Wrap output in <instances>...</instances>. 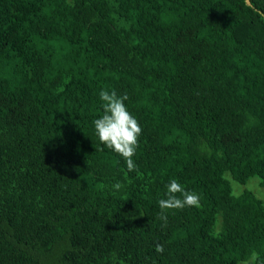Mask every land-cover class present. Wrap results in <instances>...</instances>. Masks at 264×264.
<instances>
[{
  "label": "trees",
  "instance_id": "trees-1",
  "mask_svg": "<svg viewBox=\"0 0 264 264\" xmlns=\"http://www.w3.org/2000/svg\"><path fill=\"white\" fill-rule=\"evenodd\" d=\"M105 89L138 171L95 133ZM256 177L264 0H0V264H264ZM173 178L199 205L164 226Z\"/></svg>",
  "mask_w": 264,
  "mask_h": 264
},
{
  "label": "clouds",
  "instance_id": "clouds-1",
  "mask_svg": "<svg viewBox=\"0 0 264 264\" xmlns=\"http://www.w3.org/2000/svg\"><path fill=\"white\" fill-rule=\"evenodd\" d=\"M99 98L102 101L103 115L95 119L93 124L100 143L123 157L129 172L138 171L133 157L142 128L126 107L127 94L121 96L115 90L105 89L99 92ZM113 188L119 191L123 185L116 183ZM199 199L197 193L185 190L177 179H170L166 186V197L158 201L161 209L159 219L163 220L166 226L168 210H182L185 206H198ZM155 249L161 254L164 251L161 244H156Z\"/></svg>",
  "mask_w": 264,
  "mask_h": 264
},
{
  "label": "rangeland",
  "instance_id": "rangeland-1",
  "mask_svg": "<svg viewBox=\"0 0 264 264\" xmlns=\"http://www.w3.org/2000/svg\"><path fill=\"white\" fill-rule=\"evenodd\" d=\"M259 179L256 177V178H253V179H251V181L249 182V184H248V187L250 188V189H252L255 193H257V192H259V195H260V198H262L263 199V197L261 196V194L262 195H264V189H262L260 186H259ZM257 191V192H256ZM261 193V194H260ZM258 195V196H259Z\"/></svg>",
  "mask_w": 264,
  "mask_h": 264
},
{
  "label": "water",
  "instance_id": "water-1",
  "mask_svg": "<svg viewBox=\"0 0 264 264\" xmlns=\"http://www.w3.org/2000/svg\"><path fill=\"white\" fill-rule=\"evenodd\" d=\"M248 4H251V0H247Z\"/></svg>",
  "mask_w": 264,
  "mask_h": 264
}]
</instances>
